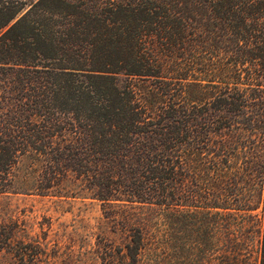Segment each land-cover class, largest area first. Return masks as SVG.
<instances>
[{
	"label": "trees",
	"instance_id": "obj_1",
	"mask_svg": "<svg viewBox=\"0 0 264 264\" xmlns=\"http://www.w3.org/2000/svg\"><path fill=\"white\" fill-rule=\"evenodd\" d=\"M28 152L133 233L121 264L155 209L165 264H264V0H0V193Z\"/></svg>",
	"mask_w": 264,
	"mask_h": 264
},
{
	"label": "rangeland",
	"instance_id": "obj_2",
	"mask_svg": "<svg viewBox=\"0 0 264 264\" xmlns=\"http://www.w3.org/2000/svg\"><path fill=\"white\" fill-rule=\"evenodd\" d=\"M56 168L34 152L14 165L12 185L0 193V264H121L133 233L103 225L105 208L87 197L86 182ZM163 214L147 212L145 264H165Z\"/></svg>",
	"mask_w": 264,
	"mask_h": 264
}]
</instances>
